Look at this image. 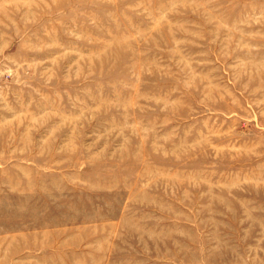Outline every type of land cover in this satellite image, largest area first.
<instances>
[{
  "label": "rangeland",
  "instance_id": "rangeland-1",
  "mask_svg": "<svg viewBox=\"0 0 264 264\" xmlns=\"http://www.w3.org/2000/svg\"><path fill=\"white\" fill-rule=\"evenodd\" d=\"M0 264H264V0H0Z\"/></svg>",
  "mask_w": 264,
  "mask_h": 264
},
{
  "label": "bare ground",
  "instance_id": "bare-ground-1",
  "mask_svg": "<svg viewBox=\"0 0 264 264\" xmlns=\"http://www.w3.org/2000/svg\"><path fill=\"white\" fill-rule=\"evenodd\" d=\"M210 137V136H209Z\"/></svg>",
  "mask_w": 264,
  "mask_h": 264
}]
</instances>
